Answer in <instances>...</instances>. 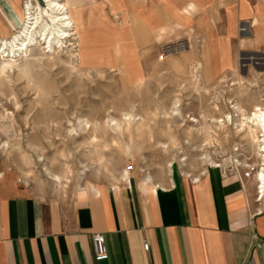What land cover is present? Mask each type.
I'll use <instances>...</instances> for the list:
<instances>
[{
    "label": "crops",
    "instance_id": "0c3cea01",
    "mask_svg": "<svg viewBox=\"0 0 264 264\" xmlns=\"http://www.w3.org/2000/svg\"><path fill=\"white\" fill-rule=\"evenodd\" d=\"M68 1L84 67L135 75L144 53L159 64L182 51L218 75L264 59V0ZM24 2L0 0V38ZM78 195L60 202L0 178V264H264V180L255 173L210 168L188 180L172 166L160 182L119 176ZM92 233L104 237V261L93 260Z\"/></svg>",
    "mask_w": 264,
    "mask_h": 264
},
{
    "label": "rangeland",
    "instance_id": "374dc122",
    "mask_svg": "<svg viewBox=\"0 0 264 264\" xmlns=\"http://www.w3.org/2000/svg\"><path fill=\"white\" fill-rule=\"evenodd\" d=\"M60 2L69 12V1ZM32 3V11L41 7V24L53 26L42 0ZM20 21L22 14L0 38L6 44L0 51L1 179L33 196L69 202L89 185H110L119 176L160 182L172 166L188 180L224 160V173L241 179L260 168L242 119L264 106V59L211 75L196 59L181 60L182 51L159 64L144 53L133 75L121 67H84L78 47L57 39V24L52 38L59 42L51 50L35 45L12 54Z\"/></svg>",
    "mask_w": 264,
    "mask_h": 264
},
{
    "label": "bare ground",
    "instance_id": "6f19581e",
    "mask_svg": "<svg viewBox=\"0 0 264 264\" xmlns=\"http://www.w3.org/2000/svg\"><path fill=\"white\" fill-rule=\"evenodd\" d=\"M60 1L62 0H42V2L45 4V6L47 7L49 11L50 22L53 25L51 27H49L47 24H41L43 17L41 14L40 5L37 4V10L32 11L33 10L32 0L26 1L25 6L23 5L24 6L23 12H22L23 22L19 29V33L21 34L20 39H17L16 35L14 37H11L13 39L16 38L18 42V43L17 42L14 43L13 45L14 49L11 52L12 54L14 52L18 53V51L23 50V49L27 51L29 47H32L35 45L42 46L43 49L45 50L47 49L51 50L53 40L58 41L52 38V33L55 30L54 24L59 25L58 27L59 31L56 32L57 39L65 40L69 42L68 47H72V46L77 47L75 43L74 44L70 43L71 41H77V33L73 26L74 23L69 15L66 4ZM70 37L72 39H70ZM0 42H1L0 51H2L1 50L3 49L2 46H5L6 44L3 41H0ZM10 54H8L7 57H11ZM76 57H79V56L77 55ZM235 109L240 110L237 107H235ZM226 117L228 118V120L231 119L229 115H227ZM242 121H245L247 128L249 129V131H251V133H253V140H254V143L256 146V152H257L256 156L261 164L260 168L256 170L255 176L258 180L263 181L264 180V156L260 154L261 153L260 151L264 150V106L263 105L255 106L253 111L249 113V115L244 117ZM228 163H229V160H224L222 166L218 165L217 163H212L211 169L213 170L218 169V171L224 174V171L227 168Z\"/></svg>",
    "mask_w": 264,
    "mask_h": 264
},
{
    "label": "built area",
    "instance_id": "2783aa9c",
    "mask_svg": "<svg viewBox=\"0 0 264 264\" xmlns=\"http://www.w3.org/2000/svg\"><path fill=\"white\" fill-rule=\"evenodd\" d=\"M132 170L131 166L125 167V172H130ZM91 244L93 249V260L94 261H104L107 259V250L104 243V237L100 233L91 234ZM142 249L147 250V244L144 241L142 244Z\"/></svg>",
    "mask_w": 264,
    "mask_h": 264
}]
</instances>
